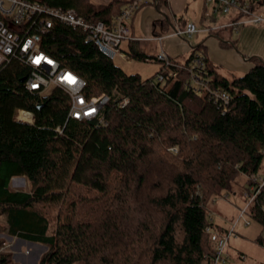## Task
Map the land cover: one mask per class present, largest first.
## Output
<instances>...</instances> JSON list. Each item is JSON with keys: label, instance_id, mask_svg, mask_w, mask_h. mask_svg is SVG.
Segmentation results:
<instances>
[{"label": "trees", "instance_id": "16d2710c", "mask_svg": "<svg viewBox=\"0 0 264 264\" xmlns=\"http://www.w3.org/2000/svg\"><path fill=\"white\" fill-rule=\"evenodd\" d=\"M44 1L110 24L132 0ZM42 47L87 80L89 95L106 93L110 101L101 118L71 119L63 89L46 97L29 91L30 67L18 60L0 70V248L6 234L46 245L38 264H212L218 240L231 232L215 222L209 204L237 193L240 174L247 176L244 209L261 224L256 242L264 247L262 58L252 56L249 71L228 78L208 62L203 44L177 67L131 43L130 58L161 63L144 78L80 28L56 22ZM198 54L229 104L190 86L186 67ZM19 108L33 114V125L17 121ZM17 176L30 188L14 189ZM0 264L20 263L4 251Z\"/></svg>", "mask_w": 264, "mask_h": 264}, {"label": "built area", "instance_id": "2783aa9c", "mask_svg": "<svg viewBox=\"0 0 264 264\" xmlns=\"http://www.w3.org/2000/svg\"><path fill=\"white\" fill-rule=\"evenodd\" d=\"M212 1L214 0H207L209 3ZM216 1L217 11L227 14L239 11L242 14L243 19L229 22L226 25L228 27L237 30L240 24L264 22V17L255 14L248 2ZM145 2L146 0L130 1L110 24H106L103 21L87 20L75 8L52 7L44 0H0V70L12 60H18L30 67L29 74L25 76V85L29 91L38 92L46 97L56 88H61L70 96L69 118L79 120L101 118L103 109L110 101L109 95L106 93L89 95L87 80L72 69L62 66L56 58L43 49V35L56 22L80 28L87 32L88 40L94 41L106 55L115 58L121 54L122 43L132 39L130 21ZM199 31L195 23L188 22L186 25L177 26L170 35L191 38ZM157 38L162 39L161 36ZM157 57L160 61L173 65L164 50L160 51ZM175 65L183 67L184 62ZM186 69L190 72L191 87L229 104L230 94L220 88L212 87L211 80L205 77L207 61L203 55H196ZM168 75L176 76L177 72L173 70ZM166 77L165 74H159L158 79L164 81ZM127 102L128 99H124L123 105ZM16 119L22 123L34 124L33 114L24 108L17 110ZM57 131L62 134L64 126H58ZM230 232L229 236L218 240V252L212 264H222L228 259L226 247L234 234L233 230Z\"/></svg>", "mask_w": 264, "mask_h": 264}, {"label": "crops", "instance_id": "0c3cea01", "mask_svg": "<svg viewBox=\"0 0 264 264\" xmlns=\"http://www.w3.org/2000/svg\"><path fill=\"white\" fill-rule=\"evenodd\" d=\"M91 1L96 4H107L111 0ZM158 1L159 0H147V3L141 7L130 21L131 34L133 37L122 43L121 54L115 57L119 58L120 63H116L122 68L134 60L140 61L132 59L127 55V50L130 49L131 43H133V46L135 45L136 48L149 55L157 56L160 51L164 50L169 59L175 63L186 61L193 52L195 46L203 44L207 50L208 62L214 66L217 72L226 77L228 76L224 73L223 68L233 72H243L242 74H245L254 66V63L250 59L252 56H257L264 60V47L261 45L264 44V22L245 23L244 25L249 24L250 27L244 29L241 36L237 39L232 37L227 38L221 33H218V31L216 32L214 28H222V26H226L231 21L243 19L239 11H234L230 14V18H224L219 22L218 20H220L219 17L221 16H218V18L213 17L215 24L206 25L208 17L207 7L212 5L214 9L213 12L216 14L219 12L217 11L216 0L210 3H208L207 0H200L201 4L199 0H167V3L163 4L160 9L158 8ZM191 6L194 8V19L201 18V25H198L195 20L185 18ZM219 15H222V13ZM212 16L217 15L212 14ZM163 20H165V23ZM188 22L195 23L200 31L191 38L170 35L177 26L186 25ZM212 26H214V28ZM236 32L240 34L238 27ZM208 35L218 37V40L220 39L219 42L214 38L209 39ZM159 36H161L162 39H158L157 37ZM20 177L25 176H17V178ZM14 178L16 177H13V179ZM12 183L11 185H13ZM18 239L24 242L34 243L22 238ZM233 257L240 258L243 261L249 258V256ZM222 264H229V262Z\"/></svg>", "mask_w": 264, "mask_h": 264}, {"label": "rangeland", "instance_id": "374dc122", "mask_svg": "<svg viewBox=\"0 0 264 264\" xmlns=\"http://www.w3.org/2000/svg\"><path fill=\"white\" fill-rule=\"evenodd\" d=\"M245 2L248 1L245 0ZM146 3L147 0L145 4ZM250 6L254 8L255 14L264 17V3H261L259 1V2H255L253 5L250 4ZM207 8H208L207 10L208 17H207L206 25L215 24V20L213 19V17L218 18V16H221L219 17L220 20H218V22L222 21L224 18H230L231 13L227 14L223 12H218L216 14L213 12L214 9L212 5H209ZM221 13L222 15H219ZM212 14L217 16H212ZM193 15H194V8L191 6L187 16L185 15V18L195 20L198 25H201L200 22L201 18L194 19ZM244 24H240L238 26V30L240 34H238L234 28L228 26H222V28H214V26L212 27L214 28V30H216V32L218 31V33H221L227 38L232 37L234 39H237L239 36L242 35L244 29L250 27L249 24L246 25ZM208 36L209 39L214 38L218 42L220 40V39L218 40V37H215L214 35H208ZM261 45L262 47H264V44ZM114 60L120 63L118 57L114 58ZM160 66L161 63L154 60L146 61V62L134 60L131 63H128L124 67V69L128 73H139L144 78H147L154 75L159 70ZM223 69H224V73H226V75L229 78H233L238 75L239 76L243 75L242 74L243 72H233L229 69H225V68ZM261 173H264V164ZM237 181L239 183L237 186V191H236L237 193H229L228 196L222 195L215 198L213 201L210 202L209 209L215 222L221 224L229 231L234 230L235 234L237 235V237H231L229 239L228 245L226 247V252L229 254V256H232L230 259H228L229 264H264V247L260 246L256 242V239L262 230V226L258 221L253 219L248 213L244 212V207L247 204V200L245 199L243 191L245 188L244 186H246L247 184V176L244 174H240ZM12 184H13L12 187L18 190H26L30 188L29 180L26 177H20V178L16 177L13 179ZM247 222H249V224H247ZM5 238H7V241L1 246L0 252H4V251L12 252L13 259L16 262H19L20 264H37L40 256L44 253V251L47 248V246L44 244L24 242L23 240H19L16 237L13 238L6 234H5ZM241 253H243L245 256H249V258L246 261H243L240 258L233 257V256H240Z\"/></svg>", "mask_w": 264, "mask_h": 264}, {"label": "water", "instance_id": "95a60500", "mask_svg": "<svg viewBox=\"0 0 264 264\" xmlns=\"http://www.w3.org/2000/svg\"><path fill=\"white\" fill-rule=\"evenodd\" d=\"M24 79H22V81H23Z\"/></svg>", "mask_w": 264, "mask_h": 264}]
</instances>
